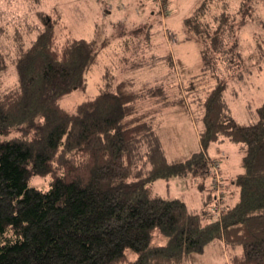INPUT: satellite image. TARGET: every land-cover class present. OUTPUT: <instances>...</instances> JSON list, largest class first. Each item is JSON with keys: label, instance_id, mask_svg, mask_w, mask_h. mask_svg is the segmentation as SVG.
Listing matches in <instances>:
<instances>
[{"label": "trees", "instance_id": "1", "mask_svg": "<svg viewBox=\"0 0 264 264\" xmlns=\"http://www.w3.org/2000/svg\"><path fill=\"white\" fill-rule=\"evenodd\" d=\"M213 1L221 2L201 0L184 18L185 38L203 44L202 75L216 76L220 68L228 77L241 76L244 59L251 61L242 58L238 24L244 25L264 0H239L227 7L230 11L215 2L218 12L210 10ZM153 2L161 17L171 11L168 0ZM35 14L31 21L25 15L31 24L14 53L16 83L0 89V264H181L213 239L231 250L222 264H264V101L254 122L239 123L225 99L227 81L216 78L202 99L200 149L169 162L159 122L137 111V101L160 93V84L135 88L131 77L115 82L105 67L96 91L68 110L61 99L84 91L106 39L97 48L66 34L54 7ZM161 17L147 28L132 29L130 38L143 34L151 40V28ZM38 21L40 26L34 24ZM252 41L264 55V41ZM161 63L175 74L170 55L148 54V68ZM5 67L0 52V77ZM176 94L166 103L184 105L187 97ZM222 141L234 143L242 154V171L231 180L238 188L232 205H226L223 180L219 188L206 184L213 163L222 175L219 160L206 149ZM174 176L199 177L197 187L205 192L199 211H188L180 198L151 194L153 181ZM155 228L166 243H150Z\"/></svg>", "mask_w": 264, "mask_h": 264}, {"label": "rangeland", "instance_id": "2", "mask_svg": "<svg viewBox=\"0 0 264 264\" xmlns=\"http://www.w3.org/2000/svg\"><path fill=\"white\" fill-rule=\"evenodd\" d=\"M169 7L172 13V20L168 23L169 28L173 29L175 34L174 44L170 47L165 43V38L162 33H156V39L160 41L157 51L164 54V49L170 47V52L174 56L183 59L186 69L181 74L179 66H174V73H168L165 79L159 80L160 69L148 74V70H129V66L134 59H142L144 51L149 54V45L143 46L145 40L143 34L130 38L131 31L134 28L129 27V23H122L120 19H125L123 14L126 9H122L121 0H0V23L5 28L0 31V52L5 57L6 67L2 71L0 77V89L6 90L16 83V71L13 63L16 46L20 42H25L23 39V31L26 27H30L25 20L26 16L29 21L35 19L36 10H46L49 7L56 8L61 19L62 29L66 34L74 37L84 38L96 43L99 48L100 43L106 39V43L98 50L99 62L93 67L92 72L87 75V87L83 90H74L61 99L62 105L68 110L84 99L87 95L96 91V83L101 81L102 72L105 67L111 68L115 75V82L118 80L131 77L134 79L135 87L144 85L156 86L160 84V93L146 99L137 101L139 109L138 114L148 112V109L156 107L161 116V125L159 126V136L162 140V148L164 150L167 161L183 160L194 151L199 150L196 132L201 125L198 118L203 113L202 99L210 88L216 83V78H224L227 81V89L225 99L228 103L229 111L239 123L249 124L257 119L256 108L264 101V55H260L258 49L254 48L252 39L264 41V4L254 6L252 17L245 22L244 25L238 24V40L240 43L242 58L245 57L251 62L248 63L244 59L241 76L228 77V72L222 71L214 76L211 72H205L203 75L202 66V42L197 39H186V28L184 26V18L189 16L201 0H168ZM239 0H221L217 2L221 7L229 8L238 3ZM253 0L252 2H255ZM262 3V0H259ZM214 1L211 4L210 10H216L217 5ZM258 3V2H256ZM264 3V2H263ZM150 4H152L150 2ZM228 5V6H227ZM260 5V6H259ZM256 7V9H255ZM157 19H160V12L154 6ZM227 8V10H228ZM125 10V12H124ZM128 10V9H127ZM228 10V11H230ZM28 12L29 16L25 14ZM162 13H165L164 11ZM160 14V15H159ZM26 15V16H25ZM133 17V15H131ZM243 16V14H241ZM25 17V18H24ZM212 16L207 15L206 20H211ZM237 21L240 16L236 17ZM25 21V22H24ZM40 26V21L34 23ZM15 34V37L13 35ZM33 36V34H30ZM141 39V40H138ZM126 41V42H125ZM264 44V42L262 43ZM122 57V62H118ZM210 60L212 56L209 55ZM137 59V60H138ZM147 58H144L146 60ZM164 66V65H163ZM224 66V65H223ZM126 67V68H125ZM247 67V68H246ZM243 68H246L243 69ZM238 71L236 72V74ZM213 75V76H212ZM90 76V77H88ZM178 86H177V85ZM89 85V86H88ZM185 95V109L187 114L179 110H168V104L173 96ZM189 91L190 93L188 94ZM94 93V92H93ZM167 94L170 96L168 97ZM173 96H172V95ZM203 95L200 100L197 99ZM168 99V100H167ZM198 105V107L196 106ZM170 105V104H169ZM196 110H195V109ZM190 109V111H189ZM193 110V112H192ZM141 111V112H140ZM190 113L196 117L192 120ZM189 115V116H188ZM144 117V116H143ZM211 146L207 147V152L212 155L214 150ZM218 148L223 149L226 154H223V163L219 160L222 169L227 171L226 177L228 184H232L229 175H236L242 171L240 166L241 152L234 143L218 144ZM224 153V152H223ZM220 180L224 179L222 176ZM199 177H170L168 179L158 178L153 181L150 186L151 194L158 195L163 198H180L185 202L186 208L190 212H197L203 206L205 192L197 187ZM38 182V180H36ZM40 181V180H39ZM210 180L207 179V182ZM41 182V181H40ZM232 194V195H231ZM230 197L231 202H226V205H232L238 198V188L232 191ZM220 198V204L223 202L221 194H217ZM225 198V197H224ZM224 203V202H223ZM166 236L161 234L157 228L152 231L151 244L166 243ZM241 248H236L235 251H240ZM231 254L229 247H225L220 239H213L206 244L204 250L200 253L188 255L181 264H222L228 260Z\"/></svg>", "mask_w": 264, "mask_h": 264}, {"label": "crops", "instance_id": "3", "mask_svg": "<svg viewBox=\"0 0 264 264\" xmlns=\"http://www.w3.org/2000/svg\"><path fill=\"white\" fill-rule=\"evenodd\" d=\"M121 1H123L122 4H121L122 9H126V12L124 10L125 13L123 14V16L126 17V18L125 19H120V21L122 23L133 22V23H129L128 24L130 28H137V27H140V26H145L147 28L148 27V23H152V21L154 23H156L155 20H156L157 16H156V14L154 12L152 13V11H150L152 9V7L154 8V4L155 3L153 2V0L152 1L151 0H121ZM150 2L152 4H150ZM167 6H168V10H171L170 7H169V4ZM131 15H133V17ZM171 17H172V13L170 11L167 16H162L161 17L162 22L157 23V25H155V26L153 25V27L151 28L152 29L151 30V32H152L151 40L148 41V39H143V40H145L143 46L146 47V45L147 46L149 45V51L148 52L150 54L155 53L156 55H160V56L161 55H170L171 58H172V61L174 63V66L176 64V66H179V68L182 67L183 70L181 68L180 69H181V71H183V72H181V74H183L185 72V69H186L185 68L186 65H185L183 59L176 57V55L173 56L171 54V52H170V47L174 44L173 42H176L175 39H174V37H175V34L173 32L174 30L169 28V26H168V23L173 18V17L172 18ZM159 32H161L163 37L165 38V43L168 44V46H170L167 49H164V54H162V52L159 53L157 51V47L161 43H160V41L158 39H156V35L155 34L159 33ZM138 40H141V39H138ZM142 54H144V55H142V57H143L142 59H138V56H137V58L134 59V61L132 62V64H135V67L132 70L144 71L143 69H145L146 71L148 70V74L151 75V73L153 71L158 70V69H160V67H162L161 70H160V76L159 77L160 78H162V77L166 78L167 77V73H169V70H167L165 68V67H167L166 63L164 64L165 66H163V63H161V64H158V66H156L154 68H148V53L144 51ZM122 57L120 58V60H117V61L118 62L119 61L122 62ZM144 58H147V59L144 60ZM129 70H131V67H130ZM146 86L147 85L143 84L142 86L135 87V85H134L135 88H141V87H146ZM166 106L169 107L168 110H170V111H178L179 112V110H181L185 114V116L187 114L186 113L187 110L185 109V107H187L188 105L184 107V105L172 104L170 102V105H169V103L166 104L165 108H166ZM196 106L198 107L197 104H196ZM157 110L158 109H156V107H153V109H148V113H150L149 117L154 118L157 122H159V126H160L161 125V116L159 115ZM137 111H139V109ZM189 111H190V109H189ZM192 112H193V110H192ZM189 117H191L192 120L196 119L194 114L192 115L191 113H190ZM158 136H159V133H158ZM196 137H197V142H198V147L197 148L200 149V143H199V139H198V130L196 132ZM160 140H161V138H160ZM161 143H162V140H161ZM223 143L226 144V143H228V141L211 143L210 144V146H211L210 148H211V150H214V153H212V155H211V154H209L207 152V154H208V156L210 158H212L214 160H220L221 164L223 163V160H222L221 156H223V154H226V153H225V151L223 149L218 148V144L221 145ZM236 147H238V146L236 145ZM220 170H221V174H222L221 176L224 179V184L226 185L223 188L224 189V193L226 192V201L231 202L230 199H227V198L230 197V192L229 191H233L234 194H235V191H236L237 188L233 184H228V182H227L228 180H227V177H226L227 171H224V169H222V168ZM229 176H230V178L232 180L235 175L234 176L233 175H229ZM210 182H211V180H210ZM206 184H207V181H206ZM234 203H232V204H234Z\"/></svg>", "mask_w": 264, "mask_h": 264}, {"label": "built area", "instance_id": "4", "mask_svg": "<svg viewBox=\"0 0 264 264\" xmlns=\"http://www.w3.org/2000/svg\"><path fill=\"white\" fill-rule=\"evenodd\" d=\"M162 7H165V6L162 5ZM212 169H213V174L211 176L210 185L213 188H219V186H220V178L219 177L220 176H219V173H218V162L213 163Z\"/></svg>", "mask_w": 264, "mask_h": 264}]
</instances>
